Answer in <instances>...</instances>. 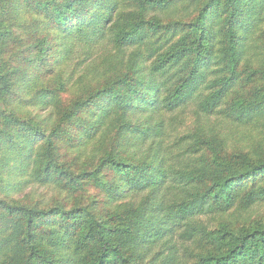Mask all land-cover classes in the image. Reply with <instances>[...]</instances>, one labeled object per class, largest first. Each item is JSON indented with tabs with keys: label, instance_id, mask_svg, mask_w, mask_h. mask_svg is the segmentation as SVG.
<instances>
[{
	"label": "trees",
	"instance_id": "trees-1",
	"mask_svg": "<svg viewBox=\"0 0 264 264\" xmlns=\"http://www.w3.org/2000/svg\"><path fill=\"white\" fill-rule=\"evenodd\" d=\"M262 202L264 0H0V264H264Z\"/></svg>",
	"mask_w": 264,
	"mask_h": 264
},
{
	"label": "rangeland",
	"instance_id": "rangeland-1",
	"mask_svg": "<svg viewBox=\"0 0 264 264\" xmlns=\"http://www.w3.org/2000/svg\"><path fill=\"white\" fill-rule=\"evenodd\" d=\"M33 112L35 113V112H37V110L34 109ZM45 114L46 113H41L40 116L43 117ZM184 118H186V119H184V121H185V123H187V125L185 126V128H187V127H189V123L191 121V115H190V117H188L187 114H185ZM28 192H30V189L29 188H27L25 190L24 194L25 193H28ZM32 192L35 195H40L41 193L44 194V197H45L46 200H49V198L51 197V194H52V191L51 190H49V189H46L45 190V189H42V188L41 189H33ZM20 196H22V194ZM241 217L242 218L243 217H246L247 219H249V218H252V219L264 218V203L262 202L261 204L255 205V207L247 210V212H246L245 215H240L239 213H236L234 219H237V218L240 219ZM231 221L235 225L239 224V221L238 220H231Z\"/></svg>",
	"mask_w": 264,
	"mask_h": 264
}]
</instances>
